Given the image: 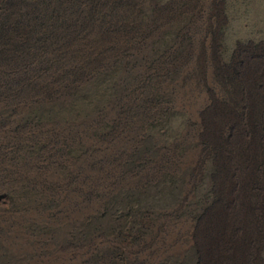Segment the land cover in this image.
<instances>
[{"label": "rangeland", "instance_id": "1", "mask_svg": "<svg viewBox=\"0 0 264 264\" xmlns=\"http://www.w3.org/2000/svg\"><path fill=\"white\" fill-rule=\"evenodd\" d=\"M56 250L264 264V0H4L0 264Z\"/></svg>", "mask_w": 264, "mask_h": 264}, {"label": "bare ground", "instance_id": "2", "mask_svg": "<svg viewBox=\"0 0 264 264\" xmlns=\"http://www.w3.org/2000/svg\"><path fill=\"white\" fill-rule=\"evenodd\" d=\"M224 232V231H223ZM225 237L227 238V235L225 234ZM235 240V239H234ZM237 240V239H236ZM240 242V241H239ZM216 243V240H212L211 242V248ZM235 244V242H234ZM238 247V246H237ZM238 250V249H237ZM218 252V251H217ZM238 253V252H237ZM221 254V253H220ZM236 254V252H235ZM72 255L71 252H66L63 250H56L52 255L45 256L43 260H35L32 261L31 264H59L63 261H69V256ZM240 255V254H239ZM244 256V255H243ZM238 257V256H237ZM236 257V258H237ZM239 261V260H238ZM244 261V260H243ZM242 261V262H243Z\"/></svg>", "mask_w": 264, "mask_h": 264}, {"label": "trees", "instance_id": "3", "mask_svg": "<svg viewBox=\"0 0 264 264\" xmlns=\"http://www.w3.org/2000/svg\"><path fill=\"white\" fill-rule=\"evenodd\" d=\"M91 2H96V0H91ZM4 7V0H0V15L2 14V9Z\"/></svg>", "mask_w": 264, "mask_h": 264}]
</instances>
